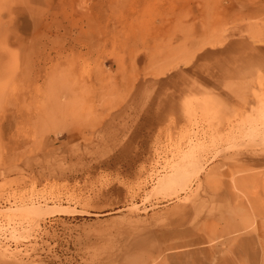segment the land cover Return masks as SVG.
<instances>
[{
    "label": "rangeland",
    "instance_id": "374dc122",
    "mask_svg": "<svg viewBox=\"0 0 264 264\" xmlns=\"http://www.w3.org/2000/svg\"><path fill=\"white\" fill-rule=\"evenodd\" d=\"M262 107L264 0H0V264H264Z\"/></svg>",
    "mask_w": 264,
    "mask_h": 264
},
{
    "label": "bare ground",
    "instance_id": "6f19581e",
    "mask_svg": "<svg viewBox=\"0 0 264 264\" xmlns=\"http://www.w3.org/2000/svg\"><path fill=\"white\" fill-rule=\"evenodd\" d=\"M259 1V0H256ZM258 4L256 3L254 6H257ZM253 13L255 15H261L260 14V10H254ZM204 50V49H202ZM205 52V51H204ZM243 118L245 119L244 121H236L234 123H229L227 125V138L226 141L231 144L234 145V143H236L242 136L246 135L248 133V131H253L250 132L253 135H256L255 137L257 138H261L264 139V108L262 107L261 110L259 111H254L253 114L249 115V116H243ZM256 138V139H257ZM219 142H222L221 139H219ZM223 143V142H222ZM204 144V143H203ZM248 160V157H245ZM258 161H264V158H259L257 159V163L254 164H259ZM261 164H264V162H262ZM187 175V174H186ZM185 175L176 173V174H170V175H166V176H161L160 178H158V181L154 187V192L157 194H163V193H167L170 188L172 189L174 186H179L182 183V177H184ZM40 209H35V211L33 212L34 215H40L38 214ZM67 214V213H65ZM111 255L109 256H105L104 258H96L94 261H96L95 264H105L107 262H109V260L111 259ZM105 261V262H103ZM61 264V263H59Z\"/></svg>",
    "mask_w": 264,
    "mask_h": 264
}]
</instances>
